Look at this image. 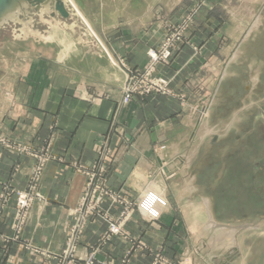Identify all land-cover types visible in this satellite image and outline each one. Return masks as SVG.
<instances>
[{"label":"rangeland","instance_id":"obj_1","mask_svg":"<svg viewBox=\"0 0 264 264\" xmlns=\"http://www.w3.org/2000/svg\"><path fill=\"white\" fill-rule=\"evenodd\" d=\"M71 1L120 73L118 108L136 103L142 109L138 132L149 143L146 156L157 165L144 180L118 189L108 183L113 164L132 141L116 132L115 118L95 159L76 169L85 181L62 226V249L51 252L22 235L30 209L45 200L40 181L46 164L58 161L37 152L24 188L2 185L0 218L13 201L15 225L11 237L0 233V264H15L24 254L31 264H75L79 243L98 225L106 228L84 264H101L96 252L114 239L126 243L125 254L115 258L108 252L104 264L264 262V225L257 231L249 227L264 218L259 186L264 184V0ZM34 28L37 38L18 40L9 27L0 31V114L24 118L25 111L39 108L27 99L58 100L61 81L68 89L79 82L73 75L81 71L72 68L79 60L66 52L72 39H63V32L44 35L38 24ZM126 32L131 42L122 47ZM150 34L159 37L148 40L158 43L145 48ZM140 46L145 56L135 59ZM8 145L26 153L25 145L0 134V149ZM41 153L47 157L39 158ZM188 157L192 176L186 181L181 171ZM254 174L256 181H248ZM200 205L214 218L211 228L199 229L202 215L195 210Z\"/></svg>","mask_w":264,"mask_h":264},{"label":"crops","instance_id":"obj_2","mask_svg":"<svg viewBox=\"0 0 264 264\" xmlns=\"http://www.w3.org/2000/svg\"><path fill=\"white\" fill-rule=\"evenodd\" d=\"M94 34L96 36L95 32ZM127 34L128 32L120 36L121 40L124 41V43H120L122 47H128L126 44L131 42L129 40L131 37H125ZM156 37L159 36L150 34L145 38L149 41L148 39ZM96 38L98 39V37ZM157 43L150 42L148 43L150 45L145 48ZM110 47L114 50L113 45ZM142 47L140 46L139 50H136L139 56L135 59H141L145 56V49L143 50ZM106 52L113 62L108 49H106ZM114 52L123 54L117 53L116 50ZM60 53L62 52L60 51ZM73 54L74 60L79 61L75 62L76 64L72 68L81 71V73L73 75L79 81L76 86H70L71 88L68 89L69 86L65 81H61L59 83L61 87L56 89V93H59L61 97L58 100L57 97L54 99L47 96L27 99L28 102H32V107L34 104H38L39 108L36 111H25L28 116L24 118L17 116L16 113L0 114V134L6 135L11 141L25 145L24 149L26 151L25 154L19 155L13 151L11 145H8V148L0 149V194L3 184H9L11 187L19 189L26 186L29 170L37 161L35 158L37 152L50 153L58 160L46 164L40 181V194L45 200L32 206L29 217L23 225L22 234L26 242L34 243L51 252H59L62 249L64 244L62 226L69 211L76 207L85 181V177L79 174L76 169L78 166L89 165L95 159L103 139L115 127L113 122L115 118L118 120V127H122L116 132L121 133L123 131L125 137L132 141L125 148L122 156L117 158V162L113 164V168L109 172L108 183L118 189L123 183L127 185L133 179L140 178L144 180L145 176L154 173V168L157 165L153 158L150 159L146 156L150 146L149 143H145V136L142 132L140 134L138 132L142 109L136 103H131L122 109L118 108L121 101L120 73L111 67L105 57L99 58L92 54H86L83 50ZM80 56H83V58ZM57 67L59 70V64H57ZM125 123L126 125H124ZM204 130L205 128L200 131L201 134ZM134 133L138 134L134 135ZM131 136H133V139ZM114 139L112 144L115 143ZM47 153L39 158L47 157ZM190 158L188 161L191 160ZM189 164H191V161L186 162L185 171H181L186 173V181L191 179L192 176L191 173L187 172L188 168L186 166H189ZM18 165L20 169L15 172L14 169ZM248 181L255 182L256 175L254 174L252 179L251 176L248 177ZM259 186L262 189L264 188V184ZM14 205L11 201L8 204V210L10 211L0 218V233L9 237L12 236L15 225L13 222ZM195 211L202 215L199 229L211 228L210 223L214 222H212V216H210L211 219L209 218L208 209L200 205L199 209ZM263 225L264 218H261L254 220L249 227H251V230L257 231L262 229L261 226ZM98 226L91 228L94 235L91 233L90 238L86 237L79 243L75 264H84L91 246L96 243L95 238L106 228V225ZM245 226H238L236 229ZM196 228H198V225H196ZM143 240L147 243L152 242L150 239ZM233 240L234 245H238L237 247L242 246L234 237ZM237 242L239 243L237 244ZM125 244L120 239H114L107 246H103L101 250L98 249L95 254L96 260H99L101 264L108 262L110 259L108 257L109 253H114L115 258L121 257L125 254L123 250ZM254 249L256 250V248ZM254 249H250L248 253L252 254ZM25 256L24 254L18 261H14V259L13 261L15 264H31L29 255ZM260 264H264V262L260 261Z\"/></svg>","mask_w":264,"mask_h":264},{"label":"water","instance_id":"obj_3","mask_svg":"<svg viewBox=\"0 0 264 264\" xmlns=\"http://www.w3.org/2000/svg\"><path fill=\"white\" fill-rule=\"evenodd\" d=\"M35 24L41 27L44 35L56 33L58 36V33L63 32V39H72L71 48L66 49L67 53L83 50L86 54L108 58L90 28L68 0H0V31L9 27L16 40L37 38ZM107 60L112 67L109 59Z\"/></svg>","mask_w":264,"mask_h":264},{"label":"bare ground","instance_id":"obj_4","mask_svg":"<svg viewBox=\"0 0 264 264\" xmlns=\"http://www.w3.org/2000/svg\"><path fill=\"white\" fill-rule=\"evenodd\" d=\"M69 1V3L72 5V7L76 10V12L78 13V15L82 18V20H84V22L86 23V24H88L87 22H86V20L84 19V17H83V15L77 10V8H76V6H75V4L71 1V0H68ZM88 26V25H87ZM89 27V26H88ZM90 28V27H89ZM91 31H92V29H91ZM94 33V32H93ZM95 35V34H94ZM97 37V36H96ZM206 133H208V131H206ZM204 135V134H203Z\"/></svg>","mask_w":264,"mask_h":264}]
</instances>
